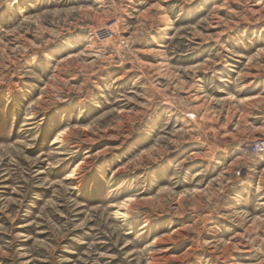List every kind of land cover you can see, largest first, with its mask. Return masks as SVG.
I'll return each instance as SVG.
<instances>
[{
	"label": "rangeland",
	"instance_id": "obj_1",
	"mask_svg": "<svg viewBox=\"0 0 264 264\" xmlns=\"http://www.w3.org/2000/svg\"><path fill=\"white\" fill-rule=\"evenodd\" d=\"M263 203L264 0H0V264H264Z\"/></svg>",
	"mask_w": 264,
	"mask_h": 264
},
{
	"label": "water",
	"instance_id": "obj_2",
	"mask_svg": "<svg viewBox=\"0 0 264 264\" xmlns=\"http://www.w3.org/2000/svg\"><path fill=\"white\" fill-rule=\"evenodd\" d=\"M230 147H235V145L233 144V145H231Z\"/></svg>",
	"mask_w": 264,
	"mask_h": 264
},
{
	"label": "bare ground",
	"instance_id": "obj_3",
	"mask_svg": "<svg viewBox=\"0 0 264 264\" xmlns=\"http://www.w3.org/2000/svg\"><path fill=\"white\" fill-rule=\"evenodd\" d=\"M158 47H162V45H158ZM264 204V203H263Z\"/></svg>",
	"mask_w": 264,
	"mask_h": 264
}]
</instances>
